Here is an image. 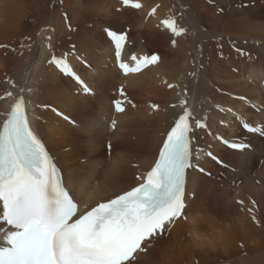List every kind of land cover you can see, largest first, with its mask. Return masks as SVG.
<instances>
[{
	"label": "bare ground",
	"instance_id": "1",
	"mask_svg": "<svg viewBox=\"0 0 264 264\" xmlns=\"http://www.w3.org/2000/svg\"><path fill=\"white\" fill-rule=\"evenodd\" d=\"M141 2L146 8L162 4L159 17L175 15L188 34L176 37L173 47L171 35L156 28L157 19L141 28L143 14L123 8L119 0H0V44L8 46L0 48V95L5 90L17 91L7 79L17 85L27 79L33 90L30 112L38 117L35 123L57 154L60 166L77 184L83 183L87 192L95 190L108 198L137 183V173L148 169L158 152L161 132L173 112L168 105L179 102L177 92L185 86L190 95L195 90L194 111L198 118L206 117L208 125L198 130L195 146L201 150L214 148L235 172L206 162L212 177L199 179L195 198L188 200L185 210L188 221H179L170 235L155 242L147 264H264V227L253 223L246 211L252 207L251 201H256L252 214L264 224V139L249 137L254 148L247 154L229 152L215 141L217 135L239 137L235 133L238 120L226 111L228 108L264 123L260 114H252L248 107L250 102L260 104L264 100L259 87L264 79V0H218L225 8L223 15L216 12L217 4L208 0ZM242 3L253 6L241 7ZM169 8L172 13H168ZM62 13H67L75 31L68 30ZM109 25L114 30L130 25V36L136 41L130 51L157 52L161 62L137 76L120 77L112 66L114 48L103 32ZM41 29L45 31L41 33ZM48 35L52 36L55 53L59 56L68 52L69 62L87 82L103 83L102 97L72 95L78 87L75 82L47 63L44 37ZM233 43L251 53L252 58L237 53ZM71 44L76 45L77 55L87 57L92 68L71 54ZM197 60L205 69L194 80L188 73L196 70ZM165 81L179 88L170 90ZM121 83H125L127 96L136 107L125 105V114L114 115L117 129L109 131L110 101L114 98L111 92ZM241 96L247 100L239 99ZM10 102L0 100V112L6 111ZM152 103L166 111L153 112ZM40 104L59 107L80 127L74 128L50 109L36 107ZM3 118L0 116V121ZM107 140L112 144L109 157L105 154ZM115 161L119 163L113 168ZM238 200L244 204H238Z\"/></svg>",
	"mask_w": 264,
	"mask_h": 264
},
{
	"label": "snow or ice",
	"instance_id": "2",
	"mask_svg": "<svg viewBox=\"0 0 264 264\" xmlns=\"http://www.w3.org/2000/svg\"><path fill=\"white\" fill-rule=\"evenodd\" d=\"M208 2L217 4V13H225L218 0ZM119 3L123 8L143 14L139 25L141 28L144 23L157 19L156 28L171 35L173 47L177 44L176 37L188 34V29L177 23L175 15L159 17L164 7L162 4L156 3L146 8L141 0H119ZM240 6L246 8L253 4L242 3ZM167 11L172 13L173 9ZM62 16L68 30L75 31L67 13H62ZM131 30L130 25L123 30H114L110 25L103 28L114 48L115 64L126 77L161 62L157 52L130 51L136 47V41L130 36ZM44 31L41 29V33ZM192 34H196L195 29ZM44 41L49 54L47 63L78 86L72 95H82L85 99H95L98 94L103 96L102 82H87L69 62L68 52L58 56L53 49L51 35L44 37ZM140 43L142 45L143 41ZM7 47L0 44V48ZM27 47L31 50L30 44ZM233 47L240 55L252 58L251 53L235 47L234 43ZM70 48L71 54L80 63L92 68L87 57L77 55L75 44H71ZM219 55L223 58L222 51ZM204 69L205 65L197 60L196 70L189 72L188 76L198 80ZM232 71L237 69L233 68ZM6 82L17 91L5 90L0 95V100L11 101L7 110L0 112V116L4 117L0 121V264H147L155 242L163 239L166 233L170 235L171 228L179 221H188L185 212L187 202L190 197L195 198L196 185L201 176L212 175L201 166L202 150L195 146L198 130L208 128L206 117L198 118L194 111L195 90L190 95L185 86L177 92L179 102L168 105L173 112L166 130L161 132L158 152L149 168L137 173V183L104 198L95 190L87 192L83 183L77 184L73 175L66 174L60 166L57 154L35 123L38 117L30 112L33 90L28 87V80L25 79L21 85L11 79ZM165 84L170 90L179 88V85L167 81ZM118 91L121 98L111 100V109L115 114H125V105L136 107L123 85ZM239 99L247 100V97L241 96ZM36 107L50 109L56 117L74 128L80 127L59 107L51 104ZM150 107L153 112L166 111L156 103ZM220 110L225 111L223 108ZM226 111L233 113L246 132L264 136V123H251L232 108ZM256 111L264 120V107ZM117 124L118 120L113 117L108 127L115 131ZM215 138L240 154L253 150V146L247 142L228 140L221 135ZM107 148L111 151V142ZM203 155L218 165L228 167L212 151ZM118 163L115 161L113 168ZM237 203L243 205L244 201L238 200ZM251 204L252 207L246 211L251 215L252 222L264 227L252 214L256 201H251ZM240 246L243 247V244Z\"/></svg>",
	"mask_w": 264,
	"mask_h": 264
}]
</instances>
